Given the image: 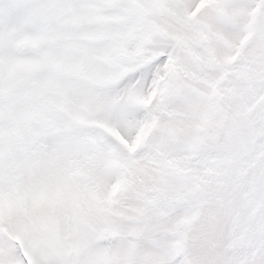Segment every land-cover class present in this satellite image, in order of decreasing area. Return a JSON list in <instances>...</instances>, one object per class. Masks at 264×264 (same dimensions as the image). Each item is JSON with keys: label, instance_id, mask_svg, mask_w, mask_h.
<instances>
[{"label": "snow or ice", "instance_id": "1", "mask_svg": "<svg viewBox=\"0 0 264 264\" xmlns=\"http://www.w3.org/2000/svg\"><path fill=\"white\" fill-rule=\"evenodd\" d=\"M0 264H264V0H0Z\"/></svg>", "mask_w": 264, "mask_h": 264}]
</instances>
